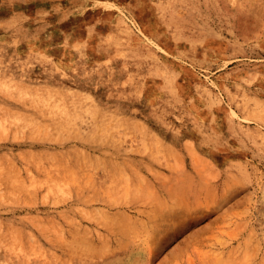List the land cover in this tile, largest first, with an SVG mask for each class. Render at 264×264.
<instances>
[{"label":"rangeland","instance_id":"obj_1","mask_svg":"<svg viewBox=\"0 0 264 264\" xmlns=\"http://www.w3.org/2000/svg\"><path fill=\"white\" fill-rule=\"evenodd\" d=\"M168 3L0 0V264H264V0Z\"/></svg>","mask_w":264,"mask_h":264},{"label":"bare ground","instance_id":"obj_2","mask_svg":"<svg viewBox=\"0 0 264 264\" xmlns=\"http://www.w3.org/2000/svg\"><path fill=\"white\" fill-rule=\"evenodd\" d=\"M192 1L193 0H180V1L179 0H169V3L166 6L158 9V11L160 14H162L163 12H170L171 18H170L169 23L171 25H177L179 26V28L184 30V28L188 27V23H182V20L178 17V13H176L174 9L177 6H180L181 3L192 2ZM262 13L263 12H258L256 15H261ZM193 16L194 15H191V14L187 15V17L189 18H192ZM119 24L121 25V27L125 28L128 31V33H130L127 26L124 25L121 20H119ZM129 63L134 64V62L132 61H130ZM3 84L4 82L1 81L0 88L4 87ZM18 88L21 89V86H18ZM20 91L22 92L17 93V95H19L22 100L31 101L32 103L37 104V106H45L48 108L50 112H68V113L71 112L70 109L65 105V102H64L65 96L61 94L60 92L51 91L47 88H41L37 90L36 89H31V90L21 89ZM85 101L86 100H84L83 102ZM73 102H76L78 104L77 111H82L86 109V106L82 104V101L80 102V100H77Z\"/></svg>","mask_w":264,"mask_h":264}]
</instances>
